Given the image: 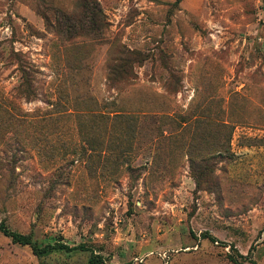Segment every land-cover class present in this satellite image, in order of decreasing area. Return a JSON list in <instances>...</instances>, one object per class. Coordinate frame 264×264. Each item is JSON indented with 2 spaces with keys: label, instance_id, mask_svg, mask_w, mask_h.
<instances>
[{
  "label": "rangeland",
  "instance_id": "1",
  "mask_svg": "<svg viewBox=\"0 0 264 264\" xmlns=\"http://www.w3.org/2000/svg\"><path fill=\"white\" fill-rule=\"evenodd\" d=\"M0 224L78 247L0 264H264V0H0Z\"/></svg>",
  "mask_w": 264,
  "mask_h": 264
},
{
  "label": "trees",
  "instance_id": "2",
  "mask_svg": "<svg viewBox=\"0 0 264 264\" xmlns=\"http://www.w3.org/2000/svg\"><path fill=\"white\" fill-rule=\"evenodd\" d=\"M56 31L62 33L63 28L56 29ZM70 31L71 29H68L66 33H69ZM113 79H115V77L110 78V80H113ZM0 232H2L4 235L8 237H11L14 243H18L21 245H31L36 255H45L54 249L74 250L78 248L77 246L70 247L66 244H60V243L53 244V245L47 244L43 247H40L36 245V243L33 241L32 236L30 234H23V233L11 230L10 228L4 226L3 224H0ZM240 256L245 257L243 254H240ZM236 264H241V263L236 262Z\"/></svg>",
  "mask_w": 264,
  "mask_h": 264
}]
</instances>
